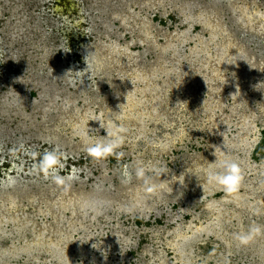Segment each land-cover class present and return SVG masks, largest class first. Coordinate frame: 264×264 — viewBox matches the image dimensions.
<instances>
[{
    "label": "rangeland",
    "instance_id": "obj_1",
    "mask_svg": "<svg viewBox=\"0 0 264 264\" xmlns=\"http://www.w3.org/2000/svg\"><path fill=\"white\" fill-rule=\"evenodd\" d=\"M262 81L264 0H0V264H264V235L234 239L264 226ZM97 118L126 129L119 159L88 157ZM137 164L154 195L122 183Z\"/></svg>",
    "mask_w": 264,
    "mask_h": 264
},
{
    "label": "clouds",
    "instance_id": "obj_2",
    "mask_svg": "<svg viewBox=\"0 0 264 264\" xmlns=\"http://www.w3.org/2000/svg\"><path fill=\"white\" fill-rule=\"evenodd\" d=\"M86 63L88 65V68L85 70L90 69V64L88 61V57L85 58ZM87 72V71H85ZM91 72V71H90ZM72 71L69 70L66 75L63 77H67V82L69 84H73V79L71 78ZM77 73V72H76ZM78 72L77 74H79ZM91 79V77H89ZM80 83H82V79L80 80ZM134 84V82L132 81ZM254 90L264 92V81L257 83L253 86ZM239 91V89H238ZM97 121H100V126L104 129H106V135L107 139L102 142H96L94 144H91L87 146L86 153L88 157L92 158L93 160H101L106 159L109 156H115L117 159L123 156L122 152H118L117 149H119L122 144L124 143V133L126 132V129L123 126H112L108 125L106 126L103 119H95ZM159 147H163L162 145ZM217 157V161H219V169L215 171H208L206 175V181L209 184H216L220 186V189L226 194V195H233L237 191H239L243 175H242V169L240 167V164L232 159L225 158L223 160H220V156L215 151L213 153ZM60 159L61 154L57 149H53L50 152H46L40 159V163L38 165V168L40 171H42L47 178L48 176H51L53 181L55 183L63 184L62 178H60L56 174V170L60 165ZM215 162V163H216ZM148 173H154L155 175H162L163 173L160 171L157 167H146L143 164H137L135 167H129L128 165H124V167L121 170V177H122V183H128L131 182L133 179V176L137 180H140L143 182L144 190L146 195H154L157 190V185L152 182L151 177L148 175ZM183 176V174L181 175ZM199 180L200 177L196 175ZM181 184H183L182 180H179ZM202 184V183H201ZM203 188H204V184ZM205 191V188H204ZM129 212L132 210L131 207L127 209ZM256 214H260L259 211L256 212ZM264 235V226H261L259 224H252L250 225L247 230L237 232L234 235V239L238 242L239 246H248L250 245L254 240H256L257 237Z\"/></svg>",
    "mask_w": 264,
    "mask_h": 264
},
{
    "label": "bare ground",
    "instance_id": "obj_3",
    "mask_svg": "<svg viewBox=\"0 0 264 264\" xmlns=\"http://www.w3.org/2000/svg\"><path fill=\"white\" fill-rule=\"evenodd\" d=\"M16 194H19V196H23V195H25L26 198H27V197L30 198L28 192H21V193L17 192ZM9 198H10V197H9ZM12 198H13V197H12ZM0 199H2V198H0ZM93 199H95V197H94ZM95 201H96V200H92L91 197H90V198H89V197H86V198L84 199L85 207L90 206V205H93V204L95 203Z\"/></svg>",
    "mask_w": 264,
    "mask_h": 264
}]
</instances>
